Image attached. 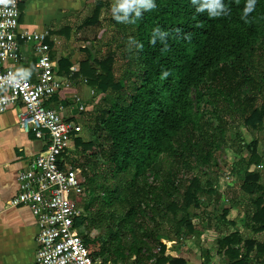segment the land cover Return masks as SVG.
<instances>
[{"label":"trees","instance_id":"obj_1","mask_svg":"<svg viewBox=\"0 0 264 264\" xmlns=\"http://www.w3.org/2000/svg\"><path fill=\"white\" fill-rule=\"evenodd\" d=\"M116 2L93 0L89 15L77 25L101 24L96 38H107L106 55L82 60L77 74L100 94L114 96L111 103L99 98L85 110L88 127L102 142L96 146L73 138L70 149L82 161H70L66 150L61 156L83 180L75 226L90 257L98 264H187L167 255L164 242L185 247L193 237L199 244L210 228V223L203 226L205 219L224 222L242 196L248 201L243 229L249 236L219 233L223 237L215 240V249L227 264H264V239L256 237L264 233V183L256 171L264 153L256 143H240L243 157L234 172L244 177L239 185L229 178L222 191L209 171L229 127L239 140L236 127L255 131L264 123V43L254 44L258 22L264 21V0H256L247 17V0H220L225 9L217 10L218 16L207 8L197 11L205 0H150L151 10L137 5L127 15L116 13L130 23L113 18ZM19 9L20 22L24 0ZM47 29L50 47L54 37L70 32L66 22H52ZM71 65L58 53L60 77H67ZM165 71L169 75L162 78ZM200 87L210 92L215 126L195 121L190 113V92L196 89L199 97ZM194 169L185 180L179 178ZM215 202L218 217L205 209ZM209 254L202 251V264L209 262Z\"/></svg>","mask_w":264,"mask_h":264},{"label":"built area","instance_id":"obj_2","mask_svg":"<svg viewBox=\"0 0 264 264\" xmlns=\"http://www.w3.org/2000/svg\"><path fill=\"white\" fill-rule=\"evenodd\" d=\"M21 2L0 5V114L17 108L20 128L25 133L32 132L37 139H45L46 144L18 172L17 191L8 205L27 207L36 220L35 264H98L90 257L75 226L80 214L76 198L83 191V180L78 178L76 168L61 158L69 142L79 136L81 125L66 120V106L61 100L50 106L58 93L71 89L76 81L87 85V80L77 76L74 61L67 77L58 75L57 63L50 58L46 43L49 31L20 26ZM22 44L36 57L33 79L9 66L22 59ZM71 99L79 112L85 110L78 96Z\"/></svg>","mask_w":264,"mask_h":264},{"label":"crops","instance_id":"obj_3","mask_svg":"<svg viewBox=\"0 0 264 264\" xmlns=\"http://www.w3.org/2000/svg\"><path fill=\"white\" fill-rule=\"evenodd\" d=\"M77 3L74 0H24L20 26L31 31L47 29L52 21L61 20L62 15L72 10ZM28 48L22 44V59L15 64L10 62L9 66L18 70L25 77L33 79L37 73L36 57ZM49 56L52 57L50 53ZM51 59L53 60V58ZM70 61L73 63V59ZM75 65L77 66V63ZM85 88L88 89V94L92 90L88 85L76 81L71 89L63 91V95H61L62 92L58 93V96L50 102V106H54L61 100L66 106L64 112L66 120L80 123L82 112L78 111L71 97L78 96L84 105L83 99L87 96L83 92ZM90 108L91 106H88L85 110L90 111ZM17 113V108H11L0 114V264H35L38 233L36 220L27 207H11L8 202L17 191L18 172L24 168L29 158L45 148L46 141L37 139L32 132L25 133L20 128ZM78 137L82 139L80 135ZM71 147L69 144V148ZM205 232L206 235L204 234V237L201 238V242L203 244V240L205 242L207 238L206 243L210 244V247H202L203 245L196 248L191 247L190 241H188L189 239L193 240L191 237L187 239L184 247L187 251L178 249L179 246L174 242H164L165 245L168 244L166 247L168 254H166L175 258H183L187 264H202L201 253L205 248L210 253L209 262L206 264H221L224 263L223 260L227 264L225 256L219 255L215 249V240L223 236H219L211 228L206 229ZM239 233L241 232L239 231ZM211 246L213 247L211 248Z\"/></svg>","mask_w":264,"mask_h":264},{"label":"rangeland","instance_id":"obj_4","mask_svg":"<svg viewBox=\"0 0 264 264\" xmlns=\"http://www.w3.org/2000/svg\"><path fill=\"white\" fill-rule=\"evenodd\" d=\"M76 6H73V9L69 12L62 15L61 20L52 21L56 23H67L68 27L70 28V32L67 37L65 35L56 36L53 38V45L50 47V55L52 56L54 62H58V53L61 52V54L65 57H68L70 59H73L75 63H77V68L79 65V62H81L84 59H87L91 62L94 58H103L106 55V47L105 43L107 41V38L104 37L102 39H97L96 35L99 32L101 28V24H97L95 26L91 27H84L82 29H77V25L86 17L89 15L91 5L93 3V0H90L86 2V0H74ZM101 19V18H100ZM102 21V19H101ZM51 22V23H52ZM50 23V24H51ZM102 23V22H101ZM50 24L47 26V28L50 26ZM258 34L254 41V44L257 45L259 43H264V21L258 22ZM222 56V57H221ZM221 58H227V54L222 51L221 52ZM94 90V94H88V89H84L83 92L86 96V98L83 99L84 102V109L90 106V104L94 101H98L99 98L108 97V102L111 103L114 101V96H109V94H100L95 88H92ZM210 92L206 90L205 88L200 87V96L197 97V91L196 89H192L190 92V99H191V108L190 113L192 115V118L197 120H204L206 123L216 125V114L214 113V108L210 101ZM92 107L90 108V110ZM89 112L82 111L81 116V132L80 136L85 141H92L96 146L100 145L102 142L99 138L97 132H95L93 129L88 127V124L86 123V117L88 116ZM91 113V112H90ZM237 130L241 133V139H236L235 136V129L233 127H229L225 134V145H221L212 156V159L209 163V171L212 175L213 180H216V185L219 191H222L225 189L224 183L228 180H226L225 176L226 173H228V177H230L233 185H239L240 181H242L244 174L243 172L236 173V166L237 162H239L243 155L240 153L241 150V144L245 143L246 145L256 143L257 150L261 153H264V123L255 131H250L247 128H245L242 125H239V127H236ZM241 143V144H240ZM65 155L67 158H70V161L72 162H78L82 161V158H80L77 155H74L73 150L70 148L66 149ZM248 158V154L245 156ZM256 171H258L263 176V183H264V162L262 165H259L256 168ZM197 170L194 169L191 172H185L183 171L180 174L179 178H182V180H185V178H188V173H196ZM237 190H239L237 188ZM213 199H217V197H214ZM248 205V201L245 197H240L239 205L237 208L232 209L228 215L226 216L224 222H217L216 220H209L208 218L205 219V223L203 224L204 227L207 226V224L210 223L209 227L211 230H213L216 234L224 233V234H231L234 232H241L244 233V235H248L249 233L243 229V221H244V207ZM205 209L209 213H211L212 216L218 217L221 213L220 205L219 203H214L213 205H208ZM198 214L201 212L197 211ZM196 223V221H195ZM238 229H241L238 231ZM205 231V230H204ZM206 235V232H203ZM93 235H96V232H93ZM220 236V235H219ZM206 237V236H205ZM257 237L261 240L264 239V233L257 235ZM207 239V238H206ZM203 240V244L200 241L199 244H196L192 239H189L190 245L193 248H196L197 246L203 245L202 247H210V244L206 243ZM168 244H166L167 247ZM173 246V245H172ZM176 246V245H175ZM178 247V246H176ZM213 246H211L212 248ZM172 249V248H171ZM170 249V250H171ZM176 249V248H175ZM178 249H186L184 247H178ZM205 249V248H204ZM193 250V249H192ZM168 251V248L166 249V253ZM152 252L156 253L157 249L155 247H152ZM168 254V253H167ZM227 260V258L225 257ZM225 264L226 261L223 260ZM97 263H100V260H97ZM116 264H130L128 262H119Z\"/></svg>","mask_w":264,"mask_h":264},{"label":"clouds","instance_id":"obj_5","mask_svg":"<svg viewBox=\"0 0 264 264\" xmlns=\"http://www.w3.org/2000/svg\"><path fill=\"white\" fill-rule=\"evenodd\" d=\"M14 2L15 0H0V5L14 4ZM194 2L195 0H193V3ZM255 2L256 0H247V4L244 9L245 17H247L254 10ZM137 5L144 7L145 10H151L155 7V5L150 2V0H117L116 4L112 8L113 18L118 23L132 22V21H125L121 16L117 15L116 13L123 12L125 15H127V13L131 10H134L135 6ZM205 8L210 10V14L212 16H218L221 14V12L217 10H223L225 9V6L220 3V0H205V3L201 6V8H198L197 11L198 12L204 11ZM135 16L139 17L140 12L136 11ZM133 43H135V41H133ZM151 43H154V41L151 40ZM138 47H142V45H138ZM168 75L169 72L165 71L162 73V78H167Z\"/></svg>","mask_w":264,"mask_h":264}]
</instances>
